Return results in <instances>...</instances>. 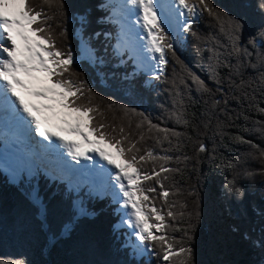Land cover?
I'll use <instances>...</instances> for the list:
<instances>
[{
    "label": "trees",
    "instance_id": "trees-1",
    "mask_svg": "<svg viewBox=\"0 0 264 264\" xmlns=\"http://www.w3.org/2000/svg\"><path fill=\"white\" fill-rule=\"evenodd\" d=\"M104 1L63 0L61 9L58 3L49 7L43 0H26L34 9L44 8L45 17L36 24L46 29L41 34L50 35L52 47L65 58L68 53L74 58L62 77L74 82L73 91L81 88L72 100L97 109L90 113L92 125H108L102 131L122 140L126 149L138 141L140 151L126 152L127 161L148 150L172 157L133 167L153 177L154 167L178 169L161 173L169 177L164 189L155 178L142 180L141 186L156 188L145 191L147 204L165 216L164 231L156 235H166L176 252L190 247L189 264H264V11L259 0H208L213 12L198 13L191 31L173 50H165V70L152 85L119 63L104 36L109 32L114 40L116 29L104 19ZM83 46L93 52V63L78 60ZM149 121L182 135L169 132L165 139L163 131H149ZM200 145L205 151H199ZM33 187L31 182L12 183L0 171V264H181L186 259L182 254L164 261L159 244L155 256L135 258L113 234V210L97 200L94 217L77 219L62 237L63 226L73 223L72 191L40 185L41 220ZM169 210L177 213L175 219L167 216ZM151 222L159 223L154 216Z\"/></svg>",
    "mask_w": 264,
    "mask_h": 264
},
{
    "label": "snow or ice",
    "instance_id": "snow-or-ice-1",
    "mask_svg": "<svg viewBox=\"0 0 264 264\" xmlns=\"http://www.w3.org/2000/svg\"><path fill=\"white\" fill-rule=\"evenodd\" d=\"M53 3H58L59 7L61 9L63 8V0H43V5H48L49 7H51ZM131 3L136 5L138 9L137 14L140 19H138L137 23H140L142 28L146 31L145 39L147 43L144 45L145 51L150 53H159V57L152 56L151 58L157 59L159 64H167V60L165 59V50H173V43L168 36V32L165 31L166 16L162 11L164 7L163 4L160 0H131ZM178 3L186 10V12L180 13V15L184 16H196L204 10H207L211 14L214 10L208 0H195L193 3H190L189 0H178ZM259 7L262 11H264V0H259ZM15 8H19V10L10 13L9 10ZM217 16L219 18V13H217ZM44 17L45 12L43 6L37 10L30 6L26 0H0V41L10 42L8 46H5L4 43H0V82H2V84H0V105L8 107L14 112L22 111L26 114L27 118L30 119V123L35 125V130L38 134L46 140L51 141L53 137L63 140L68 154L72 156L77 163H79V156H83L86 159H92V157L88 156V151L98 153L103 160L107 161L109 165H112L113 168L116 169L115 172L110 169L109 174L114 175L115 186H117L116 195L120 198L117 202L119 203L122 200V206L127 210L126 222L129 226L137 230L134 235L138 241L141 242V251L152 253L155 245L159 244L163 250L162 259L164 261H169L173 257L183 254L186 259L182 260L181 264H189L192 252L190 247L181 246L179 251L176 252L173 249V243L170 242L166 235L157 236L153 232V229L163 232L165 227V216L161 214L162 209H157L154 205L148 206L145 204V202L149 199V197L145 195V191L155 192L156 188L150 187L145 190L141 185H136L135 192L132 190L133 181L150 180L153 178L157 180L159 187L164 189V181L168 180L169 177L167 175L161 177V173L178 171V169H171L161 165L158 171L155 167L153 168L154 177L152 174H142L140 169H137L134 174H129L127 168L124 165L118 164L112 158L111 154L106 152L103 148H90L86 151H80V144L68 141L64 139L59 132L47 129L44 121H42L38 115L41 111L40 107L35 104L30 105L27 103L24 97L18 92L17 86L25 89L31 95L43 97L45 99L49 98L45 92L33 90L29 83L20 78L21 74L32 77V74L35 72L46 73L49 78L55 76V86L64 87L72 95H75L76 92H81L80 87H76L75 92H73L72 89L74 82L71 79L62 78L64 74L68 72L70 65L73 63V56L68 53L65 58V54L56 50L54 45L51 48H45L42 43L34 42L33 39L26 34L28 31L33 33H44L46 30L44 27H30L31 25L36 24L38 19ZM46 19H51V17H46ZM235 24L237 27L240 26L239 21H235ZM191 27V24L185 22V24L181 26V31H191ZM193 35H195V33H193ZM262 35H264V33H262ZM17 37H19L23 42V49L20 44H18ZM46 39L51 41L52 37L49 35ZM173 54H175L174 51ZM21 57L24 58L21 59ZM49 58L51 59V64L55 65V67L50 65ZM262 60H264V54H262ZM195 79L205 91H208L207 86L204 85V81L199 80V77H195ZM261 80L264 81V75H262ZM49 91L53 92L52 99H55L57 96L60 97L63 107H74L77 111L82 109L85 113H94L97 111V109L87 105H78L75 100L66 101L64 93H55L54 89H49ZM9 93L11 94V97H15V100H12L8 96ZM78 98L79 97H77V99ZM215 103L218 104L219 101H215ZM44 107L49 110L52 108L51 105H45ZM260 111L264 113V108H261ZM88 118L89 120H93L94 116H89ZM184 122L187 123V121ZM106 127H108V125H93L92 131L96 132L101 139H104L107 136V133L102 131V129ZM152 128H157L158 131H163L166 134L164 137L165 139L168 138L167 134L169 132H171V135L176 137L182 135L181 133L168 128L159 129L158 125H153L151 124V121H149V131H151ZM72 130L80 132L79 127ZM113 131H115V129H113ZM120 132L121 134L124 132L123 127L120 128ZM80 134L82 136L84 135L82 132H80ZM107 138L110 143H114L117 146L121 156H124L126 152H131L133 149H136L137 152L140 151V149L136 148L138 141L133 142L131 147L126 149L123 146L122 140L116 139L113 136H107ZM143 138L144 137L141 136L140 140H143ZM123 139H127V137H123ZM157 139L159 140V138ZM84 140L89 144L93 143L88 140L87 136H84ZM169 143H171V141H169ZM199 151H205L203 145H200ZM262 155H264V153H262ZM127 159V166L132 167L140 161L163 160L167 162L171 160L172 157L167 155L157 156L152 150H148L144 155H140L139 157L132 155ZM185 159L188 158L185 157ZM230 183L235 184V179ZM235 190L237 193L242 195L243 190L241 188L237 187ZM136 192H139L140 194L139 199L136 198ZM162 196L165 201H167L169 192L167 190L163 191ZM33 199L37 204H40L38 194L34 195ZM182 207H186V205H182ZM79 212L83 214L85 210L83 208H79ZM179 215L183 217L185 213L181 211ZM153 216L156 221H159V223L150 222ZM167 216L175 219L177 213L169 210L167 212ZM174 240L175 238L173 237L172 241Z\"/></svg>",
    "mask_w": 264,
    "mask_h": 264
},
{
    "label": "bare ground",
    "instance_id": "bare-ground-1",
    "mask_svg": "<svg viewBox=\"0 0 264 264\" xmlns=\"http://www.w3.org/2000/svg\"><path fill=\"white\" fill-rule=\"evenodd\" d=\"M177 2H178V0H167V4L164 5L162 11L165 12V14H167V15L170 16V12H169V11H170V7H175L176 4H177ZM125 4H127V3H125ZM129 5H130L131 8H132L131 11H132V13H133V17L135 16L134 18L136 19V20H135V26L133 27V28H134V33H135L136 36H138V39H139V40H138L139 45H140L141 47L145 48L144 45L147 43V41H146V39H145L146 31L142 28V25H141L140 23H137V21H138V19H140V17L138 16L137 13L135 14V12L137 11V7H136V5H134L133 3H129ZM10 12H12V11H10ZM118 13H119V15L122 14L121 11H119ZM118 13H117V12H114V15L117 16ZM134 14H135V15H134ZM170 23H171V21H170V20H167V18H166V24H167L168 26H170V28H171ZM17 42H18V44H20L21 48L23 49V42H22L18 37H17ZM0 43H4L5 46H8V44H9L10 42H7V41H0ZM148 54H149L151 57H152V56L159 57V54H158V53H150V52H148ZM4 55H6V54H4ZM23 58H24V57H21V59H23ZM154 64H155V66L158 64V60H157V59H155ZM33 74H34V73H33ZM20 78L23 79V78H22V74H21V77H20ZM23 80H24V79H23ZM25 81H26V80H25ZM26 82L29 83V84L32 83V81H26ZM25 101H26L27 103H29L30 105H32V101H31V99L29 98V96H25ZM53 110L56 111L57 113H58V111H59V108H58L57 105H55V102H54ZM58 118H59V115H58ZM77 126L80 128L81 131H83V133H87V132H88L87 128H85L84 126H81V125H77ZM46 128H50V127H49V126H46ZM52 130H54V129L52 128ZM87 136L90 138V137L93 136V135H89V133H88ZM80 151H86V148H81ZM79 157H81V158H85V157H83V156H79ZM89 161H91V160H89Z\"/></svg>",
    "mask_w": 264,
    "mask_h": 264
},
{
    "label": "rangeland",
    "instance_id": "rangeland-1",
    "mask_svg": "<svg viewBox=\"0 0 264 264\" xmlns=\"http://www.w3.org/2000/svg\"><path fill=\"white\" fill-rule=\"evenodd\" d=\"M127 1H130V0H127ZM19 10V8H15V9H10L9 11H18ZM182 12H186V10L185 9H183L182 8ZM185 18H186V16H184V15H181L180 16V19L178 20V23L176 24L177 26L174 28V29H170L171 31H172V33H173V35L174 36H180L181 34H182V31H181V26L182 25H184V21H185ZM181 24V25H180ZM33 39V38H32ZM33 41H34V39H33ZM82 58L83 59H86V60H89V61H93L94 60V56H93V54H92V52L91 51H89L88 49H84L83 51H82ZM52 67H54L53 65H51ZM141 68H140V66H138V67H136V71L137 70H140ZM58 88V90L59 91H61L62 93H64L65 94V100L66 101H70V99H69V95L67 94V92L63 89V87H57ZM55 105H57L56 103H55ZM59 112V111H58ZM77 116V117H80L81 118V120H82V122L85 124V125H87L88 123H89V119L86 117V113H80V112H75V111H73V110H69V112H68V116L69 117H71V116ZM75 125H81V126H83L82 124H77V123H75ZM86 128V127H85ZM89 135H92V134H89ZM132 170V169H131ZM133 171V170H132ZM135 173V172H134ZM133 173V174H134ZM14 176H12V175H10V179L11 180H13L12 178H13ZM18 179V178H17ZM16 179V180H17ZM13 181H15V180H13ZM137 181H140V180H137ZM133 182H136V180L135 181H133ZM137 185V183L136 184H134L133 185V190L135 191V186ZM86 196V195H85ZM153 232H154V234H156V233H158L159 231L158 230H156V229H153ZM55 243V240L54 241H52L51 242V244H54Z\"/></svg>",
    "mask_w": 264,
    "mask_h": 264
}]
</instances>
